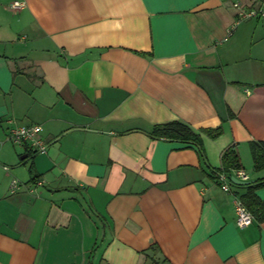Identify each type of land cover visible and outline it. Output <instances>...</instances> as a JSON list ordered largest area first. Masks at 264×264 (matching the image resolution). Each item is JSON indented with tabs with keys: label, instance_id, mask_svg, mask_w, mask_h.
<instances>
[{
	"label": "crops",
	"instance_id": "crops-1",
	"mask_svg": "<svg viewBox=\"0 0 264 264\" xmlns=\"http://www.w3.org/2000/svg\"><path fill=\"white\" fill-rule=\"evenodd\" d=\"M263 5L0 0V264H264V220L237 222L245 185L216 176L236 144L264 178V16L240 20ZM172 120L222 133L203 151L152 138ZM31 124L45 151L8 138Z\"/></svg>",
	"mask_w": 264,
	"mask_h": 264
},
{
	"label": "trees",
	"instance_id": "trees-1",
	"mask_svg": "<svg viewBox=\"0 0 264 264\" xmlns=\"http://www.w3.org/2000/svg\"><path fill=\"white\" fill-rule=\"evenodd\" d=\"M202 133L215 138L222 133V127L204 128L198 131L182 120H172L157 123L150 130V135L154 139H168L192 143L196 145L200 151L204 149ZM249 145L255 168L258 170L263 169L264 140H252ZM28 153V157L23 161L27 160L32 155L31 150ZM239 168H241L240 155L237 150V145L233 144L224 149L222 153V167L219 168L218 173L225 172L231 178L233 175L232 171ZM216 176L218 178V175ZM262 186H264V178L251 181L245 185L246 191L241 195L243 203L259 220H264V201L257 196L256 190Z\"/></svg>",
	"mask_w": 264,
	"mask_h": 264
},
{
	"label": "built area",
	"instance_id": "built-area-1",
	"mask_svg": "<svg viewBox=\"0 0 264 264\" xmlns=\"http://www.w3.org/2000/svg\"><path fill=\"white\" fill-rule=\"evenodd\" d=\"M264 2V0H263ZM18 6V3H15ZM264 16V5L258 10L246 11L244 9L240 10V20H244L253 16ZM43 127L40 124H31V125H19L14 126L10 129L8 138L17 143H27L32 150L35 151H45L46 144L40 138V133L42 132ZM232 177H236L240 180H247L248 176L242 169H235ZM232 177L228 176L225 172L218 173V181L220 182L224 191L232 193L231 185ZM16 182H14V185ZM235 208L237 213V222L239 226L245 227L253 223L254 214L247 208L243 201L234 196Z\"/></svg>",
	"mask_w": 264,
	"mask_h": 264
},
{
	"label": "water",
	"instance_id": "water-1",
	"mask_svg": "<svg viewBox=\"0 0 264 264\" xmlns=\"http://www.w3.org/2000/svg\"><path fill=\"white\" fill-rule=\"evenodd\" d=\"M232 182H233V184H236V185H247L249 183V181L240 180L236 177H232Z\"/></svg>",
	"mask_w": 264,
	"mask_h": 264
},
{
	"label": "rangeland",
	"instance_id": "rangeland-1",
	"mask_svg": "<svg viewBox=\"0 0 264 264\" xmlns=\"http://www.w3.org/2000/svg\"><path fill=\"white\" fill-rule=\"evenodd\" d=\"M10 141V140H9ZM30 160V159H28ZM231 187L236 188L237 186L235 184H232ZM237 189V188H236Z\"/></svg>",
	"mask_w": 264,
	"mask_h": 264
}]
</instances>
